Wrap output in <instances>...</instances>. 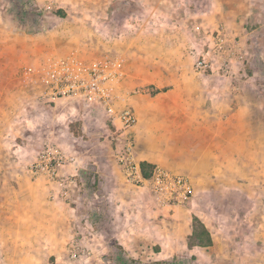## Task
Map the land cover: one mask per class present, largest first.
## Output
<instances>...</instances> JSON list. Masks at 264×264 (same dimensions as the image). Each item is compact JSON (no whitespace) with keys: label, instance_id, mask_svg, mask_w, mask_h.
<instances>
[{"label":"crops","instance_id":"crops-1","mask_svg":"<svg viewBox=\"0 0 264 264\" xmlns=\"http://www.w3.org/2000/svg\"><path fill=\"white\" fill-rule=\"evenodd\" d=\"M126 1L131 12L123 20L115 19L119 26L109 25L107 37L100 26L93 30L92 44L85 43L91 46L87 48L91 54L88 56L99 51L124 59L121 89L137 91L126 100L136 118L131 129L136 161L188 177L192 186L189 205H196L194 198L203 195L255 198L261 205L264 92L239 62L247 55L244 51L250 33L244 25L252 0ZM195 26L201 31L196 32ZM215 32L236 42L238 56L226 71L214 64L212 69L196 72L195 58L205 47V34ZM25 40L21 39L19 47L11 51L16 63L35 59L38 50ZM0 65V74H6L4 62ZM2 97L0 92V102ZM3 136L0 131V154L6 144ZM10 141L9 148L16 156V148L20 147ZM109 154L114 160L109 172L100 165L96 171L104 185L113 187L107 197L114 218H110V237L136 259H143L144 253L156 246L160 257L188 250L191 228L174 225L167 229L158 221V211L149 213L148 209L156 206L153 197L144 188L128 184L114 148L110 147ZM64 171L65 175H77L73 165ZM40 180L48 183L44 178L34 182ZM78 199L0 198V264H46L51 257L57 260L75 235L83 236L76 245L84 250L85 234H93L92 240L100 234L79 222L75 205ZM174 207L181 206L166 208Z\"/></svg>","mask_w":264,"mask_h":264},{"label":"rangeland","instance_id":"rangeland-1","mask_svg":"<svg viewBox=\"0 0 264 264\" xmlns=\"http://www.w3.org/2000/svg\"><path fill=\"white\" fill-rule=\"evenodd\" d=\"M34 2L44 10L43 20L49 28L28 34L31 20L28 12L32 1L0 0V63L3 61L7 69L6 74H0L4 86H0V89H4L0 91L3 93L0 131L6 142L0 154V198H79L75 203L79 222L89 231L95 228L100 234L95 240H92L93 234H85V252L74 259L71 258L70 246L83 236L71 237L63 255L57 260L51 257L46 264H122L121 259H133L141 264L159 261L170 264H264V201L258 205L255 198H206L203 195L194 198L196 205H189L187 201L184 206L174 208L160 207L155 203L156 206L149 208L148 212L158 211V221L166 228L181 225L187 230L191 228L192 234L195 219L208 231L212 245L189 247L188 239V250L173 252L170 257H160L157 254L160 249L156 246L152 251H146L143 259L132 258L126 251H118L114 237H110L108 232L112 202L107 197L113 187L104 185L96 171V166L100 165L109 172L108 168L112 167L109 164L114 163L109 154L110 147L114 151L117 149L103 124L106 118L95 113L93 106L81 102H41L19 77L24 67L41 64L48 54L62 56L75 53L84 61L114 56L113 53L103 54L99 51L88 56L91 54L87 48H91L93 30L101 26L107 37L108 31H111L108 26L118 27L119 22H115V19L123 20L131 12L130 4L126 0ZM22 7L27 17L18 22L14 18ZM56 11H62L64 16L54 15ZM244 27L250 34L244 51L247 55L239 62L264 92V0H252ZM21 39H26L27 45L31 44L38 50L33 61H13L11 51L19 47ZM99 124H103L102 127ZM11 139L20 147H15L16 156L11 151L12 147L9 148ZM45 143H51L67 156L75 158L73 166L77 175H65L64 170L70 165L58 171L60 178L71 177L73 183L62 185L46 178L49 184L42 180L34 182L36 178L30 175L28 167L38 158ZM16 162L21 163L20 166ZM37 189L40 192H36ZM64 190L69 193L68 197L62 196ZM143 195L152 201L148 194L143 192ZM184 218H187V227ZM200 225L196 228L200 229ZM194 243L197 244L196 241Z\"/></svg>","mask_w":264,"mask_h":264},{"label":"built area","instance_id":"built-area-1","mask_svg":"<svg viewBox=\"0 0 264 264\" xmlns=\"http://www.w3.org/2000/svg\"><path fill=\"white\" fill-rule=\"evenodd\" d=\"M194 30L200 32L201 27L195 26ZM205 35L206 44L202 53L195 58L194 70L205 72L218 64L226 71L238 56L236 42L226 38L221 32ZM124 68V59L118 55L84 61L75 53L62 56L48 54L41 64L24 67L19 78L29 85L35 92L36 99L41 102L74 101L93 106L95 113L106 118L104 124L110 123L106 127L111 141L116 144L115 158L125 181L148 191L157 206H182L192 194L188 177L172 174L156 166L150 171L149 177L145 178L136 161L131 135L136 118L126 100L137 91L125 92L121 89L125 78ZM75 163L73 156L69 157L59 147L45 143L38 158L29 165L28 172L36 179L43 177L50 182L71 184V177L60 178L58 171ZM68 195L66 190L62 192V196ZM70 248L73 259L85 252L76 243Z\"/></svg>","mask_w":264,"mask_h":264},{"label":"trees","instance_id":"trees-1","mask_svg":"<svg viewBox=\"0 0 264 264\" xmlns=\"http://www.w3.org/2000/svg\"><path fill=\"white\" fill-rule=\"evenodd\" d=\"M33 4H31V7L29 8L30 11L28 12V15L31 17L29 28L30 30L28 31V34H35L38 32H42L43 30H47L49 28V25L47 22L43 20L42 13L44 10L40 8L34 0H31ZM23 6V5H22ZM20 11V10H19ZM27 12V11H26ZM24 12V9L22 7V10L18 12L17 16H15V20L20 22V19L23 17H27V13ZM54 15H57L58 17H63L64 13L62 11H56L54 12ZM26 19V18H25ZM141 172L142 175L147 178L149 177L150 171L152 170V166L146 163H141L140 164ZM193 231L192 234L188 237L189 239V247H192L194 245L200 246V247H209L212 245V239L208 233V231L200 225V223L197 220H193ZM197 225H200V229H197ZM194 241L197 242L194 243ZM118 251L120 253H123V249L120 246H116ZM127 262V263H126ZM117 263H119L117 261ZM122 264H141L139 261L133 260V259H128V260H122ZM154 264H170L169 262H164V261H159L155 262Z\"/></svg>","mask_w":264,"mask_h":264}]
</instances>
